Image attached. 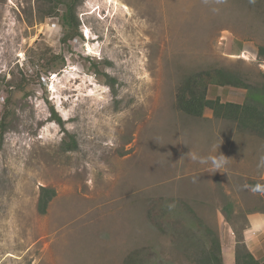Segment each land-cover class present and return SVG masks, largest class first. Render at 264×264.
I'll return each instance as SVG.
<instances>
[{"label":"rangeland","instance_id":"rangeland-1","mask_svg":"<svg viewBox=\"0 0 264 264\" xmlns=\"http://www.w3.org/2000/svg\"><path fill=\"white\" fill-rule=\"evenodd\" d=\"M46 3L0 0V264H123L136 251L134 264H199L206 228L244 241L247 217L264 218L248 185L264 183V140L186 116L175 95L210 69L264 83V0H82L65 42L63 8L39 21ZM213 86L209 100L245 99ZM41 187L56 194L45 215Z\"/></svg>","mask_w":264,"mask_h":264},{"label":"trees","instance_id":"trees-1","mask_svg":"<svg viewBox=\"0 0 264 264\" xmlns=\"http://www.w3.org/2000/svg\"><path fill=\"white\" fill-rule=\"evenodd\" d=\"M258 1V0H255ZM48 7L39 21L46 18H53L58 14L59 8H63L61 15V25L64 28L62 42L77 35V17L76 8L82 0H46ZM256 56L264 60V47H258ZM106 85L115 94L112 78L106 76ZM232 87L242 89L246 92V96L242 104L221 102L220 99L209 100L207 98L208 86ZM9 100L3 107V113L0 119V149L3 144L4 136L7 133L6 120L9 116ZM176 108L191 118H201L204 110L209 109L212 117L217 120L229 121L235 124L239 131L248 132L252 135L264 140V83L255 88L246 83V81L238 73L225 69H210L192 73L183 78L176 90L175 95ZM54 114V122L61 125L62 122L58 116ZM64 151L76 149V143L73 136H69L68 141L62 143ZM260 182H248L249 187ZM264 184V183H260ZM55 191L46 187L39 189L38 199L36 203V211L38 215H45L49 203L55 197ZM227 212H231V205L224 207ZM226 222L229 219L226 218ZM246 222V219H245ZM207 237L209 238V247L202 253L199 264H223L221 259V247L219 238L208 228H206ZM234 264H264L259 261L247 249L241 234L235 236ZM139 251L133 252L128 256L123 264L137 263Z\"/></svg>","mask_w":264,"mask_h":264},{"label":"crops","instance_id":"crops-1","mask_svg":"<svg viewBox=\"0 0 264 264\" xmlns=\"http://www.w3.org/2000/svg\"><path fill=\"white\" fill-rule=\"evenodd\" d=\"M214 94L215 96L213 98H210V100H214L218 98L223 103L230 102V103L242 104L243 102V101L233 102L228 99L224 100L219 90H215ZM205 110L206 112L208 111L210 115H212V112L209 109H205ZM247 221H248V227L246 228V231L244 233V243L247 249L249 250V252L253 255V257L261 261L264 256V246L258 240V236L264 232V218L259 214L254 213V214H250L247 217ZM230 235L231 232L229 236L228 235H226L225 237L221 236L220 238L221 256L224 257V255H227V261L224 262L225 264H234L235 241L231 238L232 236Z\"/></svg>","mask_w":264,"mask_h":264},{"label":"clouds","instance_id":"clouds-1","mask_svg":"<svg viewBox=\"0 0 264 264\" xmlns=\"http://www.w3.org/2000/svg\"><path fill=\"white\" fill-rule=\"evenodd\" d=\"M193 159H196L194 155H193ZM262 161H264V158H262ZM226 162H227V159L223 155H221L217 158L215 166L217 169H219ZM250 191L253 192L254 194L258 193V194L264 195V184L257 183L253 186H250ZM169 207L171 208L172 206L170 205Z\"/></svg>","mask_w":264,"mask_h":264}]
</instances>
